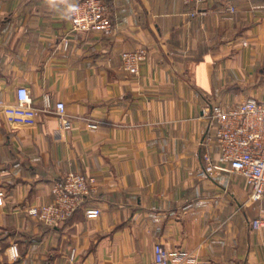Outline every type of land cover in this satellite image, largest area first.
<instances>
[{
	"label": "crops",
	"instance_id": "1",
	"mask_svg": "<svg viewBox=\"0 0 264 264\" xmlns=\"http://www.w3.org/2000/svg\"><path fill=\"white\" fill-rule=\"evenodd\" d=\"M77 1L0 0V264H152L157 244L168 264H264V198L236 174L200 175L218 160L210 106L264 102V0H102L110 36L72 31ZM138 50L132 75L121 55ZM19 87L32 124L5 113ZM69 172L96 178L100 215L46 227L27 210Z\"/></svg>",
	"mask_w": 264,
	"mask_h": 264
},
{
	"label": "built area",
	"instance_id": "2",
	"mask_svg": "<svg viewBox=\"0 0 264 264\" xmlns=\"http://www.w3.org/2000/svg\"><path fill=\"white\" fill-rule=\"evenodd\" d=\"M195 7L215 0H182ZM228 13L235 7L228 3ZM198 14V10L192 16ZM74 32H98L110 36L115 27L110 19V9L102 0H79L68 13ZM145 51L124 52L121 55L122 69L132 75L138 74V65L144 60ZM45 110L53 109L62 124L67 125L65 106L62 102L51 104L48 96L44 98ZM8 121L17 124H32L37 110L33 107L28 89L16 90V103L5 109ZM208 119L206 141L215 145L218 160L208 153L203 156L204 166L200 175L213 176L221 172L236 174L244 180L249 191V200L258 202L264 198V102L249 98L231 107L211 105L205 115ZM97 180L93 176L69 172L53 181L52 199L48 204L31 207L27 214L46 227L53 228L68 220L76 211L82 210L87 219L98 218L100 210L90 206L88 198L96 193ZM2 193L0 192V196ZM263 226L261 220L252 222L253 229ZM13 257L17 256L11 247ZM74 251L70 259H73ZM167 250L157 244L153 251L152 264H168ZM204 264V263H198Z\"/></svg>",
	"mask_w": 264,
	"mask_h": 264
}]
</instances>
